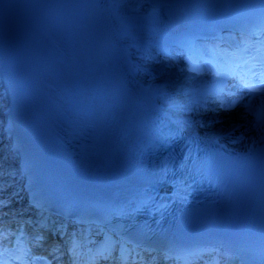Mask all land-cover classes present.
<instances>
[{
    "label": "bare ground",
    "instance_id": "bare-ground-1",
    "mask_svg": "<svg viewBox=\"0 0 264 264\" xmlns=\"http://www.w3.org/2000/svg\"><path fill=\"white\" fill-rule=\"evenodd\" d=\"M49 0H39V5L42 7L43 4H46ZM132 15H137L136 13L125 14V20L119 19L114 15L115 19H119L118 25L121 26L123 30L118 31V35L126 38L129 42H135V50L146 52L151 49V47L146 46L149 44L148 42H152L159 38V30L160 28L149 25L146 26L136 20ZM200 19L198 21L201 24H207L208 20H205L204 16H199ZM184 18L180 17L179 20L174 22V25L181 23ZM211 23V22H210ZM142 63V62H141ZM134 69L137 67L140 69V75L146 78L144 82L145 86L149 87H161L163 79L165 78L166 84L169 82H173L176 78L177 73L166 74L161 76H154L155 70L149 67V70H145L144 65L137 66V63H133ZM48 78L51 80H55L56 73L52 71V69L47 70ZM177 82V81H175ZM174 84V83H173ZM164 89H171V95L173 97H177L181 103H183L184 98L190 92L189 83H181L178 86L173 85ZM196 83L192 84L194 87ZM155 90H157L155 88ZM190 106H182L181 112L184 114L186 118L193 119L191 124L200 125L205 121H209L215 123L209 133L211 136L221 138L227 142L231 140L237 144H246L250 142L257 141V137L259 136V129L264 123V99H257L254 103H251L247 107L234 112L228 116H217V113H214V116H209L206 119L200 118H192L189 113ZM7 109V104L4 96L0 92V186H4L3 191H0V207L5 210L8 209L10 205H18L25 201L30 200V195L34 189H37V185L33 181L28 180V176L22 174L21 169L12 157L13 153L10 149H8V128L6 126V115L5 110ZM251 125V129L253 126V130H248V127ZM30 216V215H28Z\"/></svg>",
    "mask_w": 264,
    "mask_h": 264
},
{
    "label": "rangeland",
    "instance_id": "rangeland-1",
    "mask_svg": "<svg viewBox=\"0 0 264 264\" xmlns=\"http://www.w3.org/2000/svg\"><path fill=\"white\" fill-rule=\"evenodd\" d=\"M155 67L158 68V69H156V72H157V75H159V76L164 75V73L166 72V69H164V68L161 67L160 62L158 64H156Z\"/></svg>",
    "mask_w": 264,
    "mask_h": 264
},
{
    "label": "snow or ice",
    "instance_id": "snow-or-ice-1",
    "mask_svg": "<svg viewBox=\"0 0 264 264\" xmlns=\"http://www.w3.org/2000/svg\"><path fill=\"white\" fill-rule=\"evenodd\" d=\"M245 87H247V85H245ZM258 89H253V91H257ZM259 90H264V89H259Z\"/></svg>",
    "mask_w": 264,
    "mask_h": 264
}]
</instances>
